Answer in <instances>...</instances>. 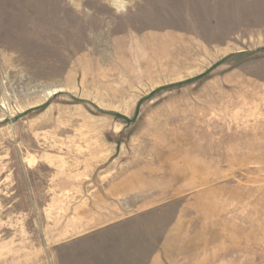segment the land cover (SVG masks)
<instances>
[{
	"label": "rangeland",
	"instance_id": "obj_1",
	"mask_svg": "<svg viewBox=\"0 0 264 264\" xmlns=\"http://www.w3.org/2000/svg\"><path fill=\"white\" fill-rule=\"evenodd\" d=\"M126 216L157 264H264V0H0V264Z\"/></svg>",
	"mask_w": 264,
	"mask_h": 264
},
{
	"label": "crops",
	"instance_id": "obj_2",
	"mask_svg": "<svg viewBox=\"0 0 264 264\" xmlns=\"http://www.w3.org/2000/svg\"><path fill=\"white\" fill-rule=\"evenodd\" d=\"M134 224L135 218H133V216H126L103 222L99 228L80 236L79 241L82 246L85 244L91 245L93 241L99 244L97 245L99 246L97 247V256H95V258L90 256L88 262L90 264H157L159 257L155 259L152 251L149 250L146 255V248L148 247H146L145 240L142 251L133 253V249L130 248V246L133 247L130 243H135L133 240L129 239L130 237L133 238V236H135L131 234L129 235V231ZM76 239L78 238H75L74 240ZM114 241H116L115 247L112 245ZM120 241L125 242V246L123 243L121 251L118 250L119 244H121Z\"/></svg>",
	"mask_w": 264,
	"mask_h": 264
},
{
	"label": "clouds",
	"instance_id": "obj_3",
	"mask_svg": "<svg viewBox=\"0 0 264 264\" xmlns=\"http://www.w3.org/2000/svg\"><path fill=\"white\" fill-rule=\"evenodd\" d=\"M74 6L77 7V10H79V5H75V4H74Z\"/></svg>",
	"mask_w": 264,
	"mask_h": 264
}]
</instances>
